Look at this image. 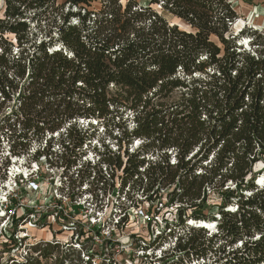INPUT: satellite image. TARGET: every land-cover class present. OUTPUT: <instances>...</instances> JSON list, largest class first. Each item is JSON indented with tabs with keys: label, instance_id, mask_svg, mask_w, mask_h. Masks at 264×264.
Returning <instances> with one entry per match:
<instances>
[{
	"label": "trees",
	"instance_id": "obj_1",
	"mask_svg": "<svg viewBox=\"0 0 264 264\" xmlns=\"http://www.w3.org/2000/svg\"><path fill=\"white\" fill-rule=\"evenodd\" d=\"M4 2L0 153L6 139L9 157L45 158L78 193H111L117 179L118 199L131 207L138 193L162 204L165 192L176 222L165 221L159 243L144 249L176 238L162 264H264V183L254 173L264 163V37L233 34L231 0ZM100 127L117 149L102 141L81 176ZM10 164L0 163V176ZM209 191L222 200L217 216L204 213ZM191 221H211L217 232L208 237L211 228ZM74 249L39 241L13 264H91Z\"/></svg>",
	"mask_w": 264,
	"mask_h": 264
},
{
	"label": "rangeland",
	"instance_id": "obj_2",
	"mask_svg": "<svg viewBox=\"0 0 264 264\" xmlns=\"http://www.w3.org/2000/svg\"><path fill=\"white\" fill-rule=\"evenodd\" d=\"M62 1L59 0L60 3ZM137 1L147 5L151 0ZM231 2L239 16V20L232 26L233 34L238 35L243 29L245 31L251 29L250 32L257 31L258 35L264 37V0H231ZM93 8H99V4L95 3ZM154 8L161 12L157 6ZM64 11L66 12L67 8ZM165 16L172 24H178L181 29L189 30L182 21L171 15ZM0 17L2 18L3 14H0ZM241 43L243 50L251 49L247 37ZM102 130L100 127L99 141L92 142L87 156L82 159L81 176H85L88 172V163L93 166L97 162L94 148L102 150L101 145L104 142L112 151L117 149L112 141L107 140ZM138 144L139 142L134 143L133 148L136 149ZM1 147L0 163L9 161L11 164L0 176L2 177L0 222L8 221V227L3 228L6 231L0 234V264H6L12 255H21L30 244L39 241L45 243L56 240L66 247L73 245L75 251H84L80 256L84 262L90 256L91 264H162L158 262L163 256L162 252L174 247L175 238L165 244L161 251L154 248L144 250L150 243L152 245L159 243V237L166 228L165 221L170 224L176 222V206L165 204V192H161L164 195L162 204H150L144 200L142 193H138L133 197L139 200L135 207H131L124 198L118 199L117 179L116 187L111 193L98 190L93 192L94 188L92 192H86L85 189L90 191L89 186L83 187L78 193V188L72 189L69 186L68 177H64L61 169L50 167L45 158L32 157L34 154L23 158L9 157V145L6 139H1ZM39 148L40 144H33L34 150ZM53 151L59 152L57 143ZM263 169L264 163L259 162L254 167V173H260L257 178H262L264 183ZM79 170L78 166V170L71 173L74 180L77 179ZM82 192L84 193L80 200H71L70 195L76 197ZM210 194L207 203L209 208L204 213L217 216V206L222 200L217 191H212ZM6 204L9 212L5 215ZM214 227L211 228V233L208 232V237L216 234L217 229ZM14 234H17L19 239H24L22 244L26 248L24 247L25 249L19 253L15 252L17 249L9 240ZM226 251L232 250L227 248ZM69 259L76 260L77 257L70 255ZM191 264H202V262Z\"/></svg>",
	"mask_w": 264,
	"mask_h": 264
},
{
	"label": "built area",
	"instance_id": "obj_3",
	"mask_svg": "<svg viewBox=\"0 0 264 264\" xmlns=\"http://www.w3.org/2000/svg\"><path fill=\"white\" fill-rule=\"evenodd\" d=\"M0 3L2 4L1 6H0V14H3L4 15V12H5V8H6V5H5V2H4V0H0ZM211 193V191H209L208 192V194H210ZM211 195V194H210ZM1 204H3V203H1ZM0 208H1V205H0ZM5 210L6 211H4V213H5V215L9 212V210H8V206H7V204L5 205ZM8 219H10V218H8ZM198 224H200L199 222H198ZM198 224H197V222H189V225L191 226V227H194V228H198V229H200L199 228V226H198ZM6 226V228L8 227V221H5V222H0V234H2V232L3 231H6V229H3L4 227ZM22 226V225H21ZM215 226V225H214ZM215 228V227H214ZM210 233L212 232V230L210 229V231H209ZM180 236V235H179ZM9 240H10V242H11V244H13L14 245V247L16 246V244H18V245H22V242H23V240L24 239H22V238H20L19 239V237H18V235L17 234H14V235H12V236H10L9 237ZM175 242H176V238H175ZM35 244V243H34ZM34 244H30L29 246H32V245H34ZM174 245H175V243H174ZM25 246L23 245L22 247L20 246V247H15L16 249H17V251H15L16 253H19L20 251H22V250H24L25 248H24ZM163 248V247H162ZM157 251H161V249H159V250H157ZM28 255V249H26V251H24L23 253H21V255H12V257L7 261V263L6 264H13V262H22V261H24V259H25V257Z\"/></svg>",
	"mask_w": 264,
	"mask_h": 264
},
{
	"label": "bare ground",
	"instance_id": "obj_4",
	"mask_svg": "<svg viewBox=\"0 0 264 264\" xmlns=\"http://www.w3.org/2000/svg\"><path fill=\"white\" fill-rule=\"evenodd\" d=\"M199 227H202V228H208V229H210V228H212V227H214L213 225H211V223H209V222H206V221H201V223L199 224Z\"/></svg>",
	"mask_w": 264,
	"mask_h": 264
},
{
	"label": "crops",
	"instance_id": "obj_5",
	"mask_svg": "<svg viewBox=\"0 0 264 264\" xmlns=\"http://www.w3.org/2000/svg\"><path fill=\"white\" fill-rule=\"evenodd\" d=\"M95 1H100V0H95ZM234 10L236 11L235 7L233 6ZM237 12V11H236Z\"/></svg>",
	"mask_w": 264,
	"mask_h": 264
}]
</instances>
